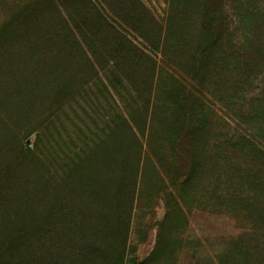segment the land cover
Returning <instances> with one entry per match:
<instances>
[{"label": "trees", "instance_id": "obj_1", "mask_svg": "<svg viewBox=\"0 0 264 264\" xmlns=\"http://www.w3.org/2000/svg\"><path fill=\"white\" fill-rule=\"evenodd\" d=\"M227 1L170 0L167 18L178 19H170L166 28L154 19L142 0H14L9 9L4 4L0 18V98L10 90L20 95L30 81L60 72L68 60L80 57L91 71L98 62L97 52L111 56L110 62L118 71L126 65L121 79L131 84L130 73L138 60L135 53L147 59L125 33L135 32L138 26L140 38L151 48L163 47L166 51L174 38L191 47L182 76H170L174 86L170 88L169 84V93L165 92L169 94L168 114L160 125L169 137L173 132L191 129L192 118L186 110L188 95H213L210 83H220L216 79L220 72L225 80L222 86L228 90L232 84L228 79L231 58L247 63L253 83H262L256 99H251L249 92L247 100L239 99L248 109L239 117L254 120L251 131L264 138V49L255 54L245 49L251 42L245 35L249 18L234 24L224 17ZM109 18H120L119 23ZM236 32L239 35L233 38ZM232 41L234 45L228 48ZM140 72L143 86L153 87L155 68L144 66ZM233 72V87L243 95L247 88L236 81L241 72ZM187 81L195 85L194 91L185 89ZM73 97L72 92L64 101ZM55 99L38 118L47 126L45 130L56 124L62 109L63 104ZM120 123L132 131L125 119L111 121L107 134L102 131L92 138L97 145L92 143L87 149L63 155L53 141L44 153L27 148L18 151L19 133L0 144V264H159L154 257L139 262L129 256L142 144L133 133L128 137L132 146L123 151L104 149L100 142L102 137L113 138ZM206 124L200 130H206ZM259 146L256 141L249 145L256 163L262 158ZM14 149L15 156L3 163ZM250 182L255 191L264 189L260 180ZM262 193L248 198L256 204L247 211L255 219V231L264 234V190ZM237 200L228 196L227 202ZM234 258L220 264H243ZM257 264H264V258Z\"/></svg>", "mask_w": 264, "mask_h": 264}, {"label": "rangeland", "instance_id": "obj_2", "mask_svg": "<svg viewBox=\"0 0 264 264\" xmlns=\"http://www.w3.org/2000/svg\"><path fill=\"white\" fill-rule=\"evenodd\" d=\"M169 1L142 0L154 19L165 28L170 19H178L167 18L171 9ZM12 2L14 0H0V18L4 6L9 9ZM226 5L222 14L232 23L249 18L245 35L251 42L245 49L249 52L250 48L254 54L264 49V0H229ZM109 19L119 23L120 18ZM135 28V32L125 31L127 39L143 51L147 59L135 53L138 60L136 69L130 73L131 84L121 79L127 66L119 71L114 69L111 56L105 53H96L98 62L91 71L80 57L68 60L60 72L30 81L20 95L10 90L0 98V144L19 133L18 151L27 148L44 153L48 144L54 142L63 155L87 149L92 143L97 145V140L92 139L97 133L105 131L107 134L111 121L125 119L133 132L120 123L113 138L102 137L100 142L104 149L113 147L123 151L132 146L128 137L133 133L142 144L129 256L139 262L154 257L159 264H220L231 262L235 256L240 263L257 264L264 258V234L255 231V219L253 221L251 211L247 210L255 206L253 199L264 190L255 191V186L250 187L252 180H260L264 185V138L251 131L254 120L239 117L248 112L245 101L240 104L239 99L247 100L248 92L251 99H256L262 83H253L247 63L229 58L231 78L228 79L232 84L228 90L222 86L225 80L221 79L220 72L216 76L220 83H210L213 95L203 94L202 98L188 95L186 110L192 118L191 129L173 132L169 137L160 125L168 114L169 94L165 92L169 93V84L170 88L174 86L169 77L174 73L183 74V62L191 47L174 38L172 43L168 42L171 48L166 51L163 47L151 48L140 38V27ZM238 35L236 32L233 38ZM233 45L232 41L227 46ZM237 49L232 50L237 53ZM143 65L155 68L153 87L149 84L145 88L140 81ZM234 70L241 72L238 73L241 78L236 81L244 88L250 86L244 96L238 95V89L233 87ZM184 87L187 91L196 89L189 81ZM57 92H61L59 97ZM72 92L74 97L64 101ZM54 98L63 104L62 109L56 124L45 130L47 126L38 118L52 105ZM205 122L206 130H200ZM251 141L260 145L262 158L257 163L249 148ZM15 149L3 163L15 156ZM228 196L239 200L228 203ZM246 252L247 257L243 256Z\"/></svg>", "mask_w": 264, "mask_h": 264}]
</instances>
